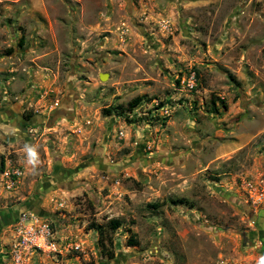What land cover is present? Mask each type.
<instances>
[{
    "label": "rangeland",
    "instance_id": "obj_1",
    "mask_svg": "<svg viewBox=\"0 0 264 264\" xmlns=\"http://www.w3.org/2000/svg\"><path fill=\"white\" fill-rule=\"evenodd\" d=\"M5 168L0 214L57 232L37 264H259L264 0H0Z\"/></svg>",
    "mask_w": 264,
    "mask_h": 264
},
{
    "label": "built area",
    "instance_id": "obj_2",
    "mask_svg": "<svg viewBox=\"0 0 264 264\" xmlns=\"http://www.w3.org/2000/svg\"><path fill=\"white\" fill-rule=\"evenodd\" d=\"M20 173L5 168L0 172V186L7 191L14 188ZM263 196L258 195L257 201ZM63 204L59 203V207ZM56 230L48 219L31 212H22L6 228L0 249L3 264H37L43 258L60 254ZM73 249L78 250L79 245Z\"/></svg>",
    "mask_w": 264,
    "mask_h": 264
},
{
    "label": "crops",
    "instance_id": "obj_3",
    "mask_svg": "<svg viewBox=\"0 0 264 264\" xmlns=\"http://www.w3.org/2000/svg\"><path fill=\"white\" fill-rule=\"evenodd\" d=\"M23 211L32 212V213H35V214H38V215L40 214V209L37 206H34L32 203H27V204L21 206L20 209L19 208L18 209H11V210L9 209L8 211H5L4 213L0 214V248H1V245L3 243L4 233L6 231V228ZM260 255L262 257H264V252L260 253ZM248 256H249V258H252L253 260L255 259V257L253 255L251 257V255H249V253H248ZM0 264H3L2 260H1V256H0Z\"/></svg>",
    "mask_w": 264,
    "mask_h": 264
},
{
    "label": "trees",
    "instance_id": "obj_4",
    "mask_svg": "<svg viewBox=\"0 0 264 264\" xmlns=\"http://www.w3.org/2000/svg\"><path fill=\"white\" fill-rule=\"evenodd\" d=\"M139 103V100H135L132 104H130L131 105V107H135L137 104ZM175 204L176 203H179V204H182L183 202L180 200L179 202H174ZM177 205V204H176ZM108 229L110 230V231H112V232H114V231H116V230H118L120 227H121V223L118 221V220H109V222H108ZM97 229L98 230H100V228H98L97 227ZM102 233H100V235H101ZM101 238H103V237H101ZM100 238V240H99V246L101 247V251L103 252V256H106V258L108 259V260H110V259H112L113 258V254L112 253H110V252H108L107 250H106V248H105V246H104V240L103 239H101ZM137 244V242L136 241H134V240H129V242H128V245L129 246H135ZM106 250V251H105ZM105 252H107V253H109V254H105Z\"/></svg>",
    "mask_w": 264,
    "mask_h": 264
},
{
    "label": "clouds",
    "instance_id": "obj_5",
    "mask_svg": "<svg viewBox=\"0 0 264 264\" xmlns=\"http://www.w3.org/2000/svg\"><path fill=\"white\" fill-rule=\"evenodd\" d=\"M25 151L27 153V162L32 165L37 164L39 157L36 148L30 145H26ZM259 264H264V257H261Z\"/></svg>",
    "mask_w": 264,
    "mask_h": 264
},
{
    "label": "water",
    "instance_id": "obj_6",
    "mask_svg": "<svg viewBox=\"0 0 264 264\" xmlns=\"http://www.w3.org/2000/svg\"><path fill=\"white\" fill-rule=\"evenodd\" d=\"M100 80H102V81L105 80V76L101 75Z\"/></svg>",
    "mask_w": 264,
    "mask_h": 264
}]
</instances>
